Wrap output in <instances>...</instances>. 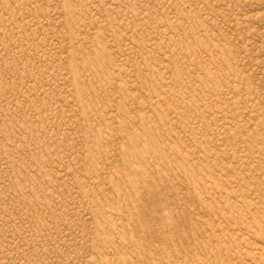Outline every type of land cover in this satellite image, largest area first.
I'll return each instance as SVG.
<instances>
[{
    "label": "rangeland",
    "instance_id": "374dc122",
    "mask_svg": "<svg viewBox=\"0 0 264 264\" xmlns=\"http://www.w3.org/2000/svg\"><path fill=\"white\" fill-rule=\"evenodd\" d=\"M0 264H264V0H0Z\"/></svg>",
    "mask_w": 264,
    "mask_h": 264
}]
</instances>
